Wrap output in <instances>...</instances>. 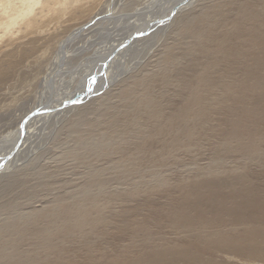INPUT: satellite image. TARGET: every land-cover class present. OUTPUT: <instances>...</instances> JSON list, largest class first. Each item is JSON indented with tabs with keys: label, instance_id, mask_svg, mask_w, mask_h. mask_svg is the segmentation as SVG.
I'll return each instance as SVG.
<instances>
[{
	"label": "rangeland",
	"instance_id": "1",
	"mask_svg": "<svg viewBox=\"0 0 264 264\" xmlns=\"http://www.w3.org/2000/svg\"><path fill=\"white\" fill-rule=\"evenodd\" d=\"M41 1L0 0V135L110 2ZM170 23L0 173V264H264V0H195Z\"/></svg>",
	"mask_w": 264,
	"mask_h": 264
},
{
	"label": "bare ground",
	"instance_id": "2",
	"mask_svg": "<svg viewBox=\"0 0 264 264\" xmlns=\"http://www.w3.org/2000/svg\"><path fill=\"white\" fill-rule=\"evenodd\" d=\"M50 1L51 0L41 1L40 7H44L45 5L47 6ZM156 1L157 0H141V2L137 3V5L134 6L135 8L133 9H135V11H128L129 13H131L129 14L125 11H123L122 13V9L118 6L119 1L113 0L112 2L107 3L109 8L104 14L101 15V13H98L94 15V17L100 16V18L97 21L93 22L91 26L87 27L86 29L80 30V26L83 25L80 24V26L69 31L66 36H64V38L58 42L56 52L50 64L48 65L46 72L41 78L38 98L30 107L29 111H27L23 116L20 117L18 123L25 117L28 112H30L40 102L46 103V101L48 100L49 87L47 86V77L50 75V73H53V70H55L57 64L61 68L60 71L55 72L53 78L56 94V98L53 102V109L60 106L63 100H68L71 98H82L83 92L85 90V82L87 80L85 77L89 75L90 72L94 69V63L98 59L99 55L105 52H110V49L115 48L117 45L123 42L124 39L128 37L131 32L135 31V28L141 29L144 27L143 24H145L146 22H151L152 19H154L155 17H163L168 15L173 4L175 2H178L179 0H158L156 7H153V3ZM194 1L195 0H189L185 5L180 8L179 11H181L185 7L192 5ZM28 6H31V4L28 3ZM152 7L155 9H153ZM39 11L42 16H46V13L43 8H41ZM179 11H177L175 14H177ZM10 17L11 15H9V18ZM35 17L36 15H32V20H25V23H27L31 28L34 25L33 21ZM94 17L90 18L88 22L94 20ZM171 21L172 20H170V22ZM170 22L167 23V25H164L152 31V33L147 36L138 37L131 44L124 47L123 50L119 51V53L110 61V63L104 67L102 74L98 77L99 81L97 82L96 87L93 89V91H91L90 98H93L95 95H97V92H100L101 90L109 86L112 82L119 79L120 75L122 74V69L126 66L124 64L126 57L131 53V51H133V49L138 45L141 40L151 36L154 32L158 33L159 31L164 30L169 24H171ZM2 24L0 23V25ZM91 29H95L93 31L94 34H88V31ZM84 35H86L87 37H84ZM61 46L63 47L61 48ZM59 49L64 51L63 58L60 57ZM78 81L81 83V86L77 89V91L73 92L71 89L73 88V86L76 85V83H79ZM72 107L76 106L71 105L68 106L66 109L56 110L53 113H43L30 119L27 123L28 125L26 126V131L24 136L22 137V141L19 145V148L15 151V154L13 155L11 161L5 162L3 164V170L0 173L10 172L9 170H11L12 166L18 160L19 153H22V151L26 149L25 147H27L28 142H30L31 139H33L32 137H34L39 132L42 126H44V122L48 121L49 118L54 119V117H56L62 112H67V109H70ZM18 123L13 129L3 135H0V164L2 161L1 157L7 155L8 152H10L12 146L17 140L18 133L16 132V127L18 126Z\"/></svg>",
	"mask_w": 264,
	"mask_h": 264
},
{
	"label": "water",
	"instance_id": "3",
	"mask_svg": "<svg viewBox=\"0 0 264 264\" xmlns=\"http://www.w3.org/2000/svg\"><path fill=\"white\" fill-rule=\"evenodd\" d=\"M113 0H110L112 2ZM189 0H179L178 2H175L169 12L168 15L163 17H155L152 19L151 22H146L143 24V28L136 29L135 31L131 32L128 37L124 39L123 42H121L119 45H117L115 48L110 49V52L108 53H102L99 55L98 59L96 60L94 69L90 72L89 75H87L85 78L87 79L85 82V90L83 92L82 98L79 99H68L63 100L57 108L53 109V102L56 98L55 94V87H54V74L56 71H60V66L57 64L55 70H53V73H50V75L47 77V86L49 87V97L46 103L40 102L36 107H34L30 112H28L25 117L18 123V126L16 127V132L18 133V137L14 145L12 146V149L10 152H8L7 155L1 157V164H0V172L3 170V164L5 162L11 161L13 155L15 154V151L19 148V145L22 141V137L25 134L26 126L28 125V121L32 119L35 116H38L43 113H53L56 110L66 109L68 106L71 105H78L82 103L84 100H88L91 96V91L96 87L97 82L99 81L98 77L102 74L104 67L110 63V61L119 53V51L123 50L124 47L131 44L134 40H136L138 37L147 36L152 31L156 30L159 27H162L164 25H167V23L172 20L173 16L177 11L180 10V8L185 5ZM158 0L153 3V7H156ZM152 7V8H153ZM155 9V8H153ZM100 18V16L94 17V20H91L82 26H80L81 29H86L87 27L91 26V24L95 21H97ZM63 45V44H62ZM63 46H61L62 48ZM60 51V57L63 58L64 51L59 49ZM79 82V81H78ZM81 86V83H76V85L73 87L72 91L75 92L77 89Z\"/></svg>",
	"mask_w": 264,
	"mask_h": 264
}]
</instances>
